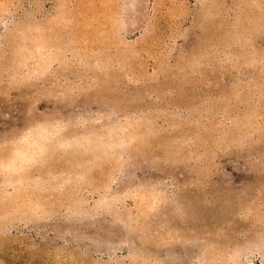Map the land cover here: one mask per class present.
I'll return each mask as SVG.
<instances>
[{"label": "rangeland", "instance_id": "rangeland-1", "mask_svg": "<svg viewBox=\"0 0 264 264\" xmlns=\"http://www.w3.org/2000/svg\"><path fill=\"white\" fill-rule=\"evenodd\" d=\"M0 264H264V0H0Z\"/></svg>", "mask_w": 264, "mask_h": 264}]
</instances>
